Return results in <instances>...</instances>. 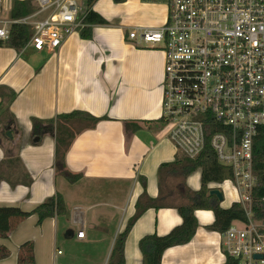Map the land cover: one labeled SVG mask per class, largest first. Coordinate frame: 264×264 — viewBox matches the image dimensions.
<instances>
[{
    "label": "crops",
    "instance_id": "obj_1",
    "mask_svg": "<svg viewBox=\"0 0 264 264\" xmlns=\"http://www.w3.org/2000/svg\"><path fill=\"white\" fill-rule=\"evenodd\" d=\"M14 1L24 0H0L1 18L11 19ZM167 2L97 0L91 9L106 24L72 34L54 52L32 48L17 52L0 42V94H15L0 111V207L29 212L57 194L66 207V215L39 226L40 242L25 234L26 223H37L35 215L17 225L8 239L0 238V247L9 251L0 264H17L18 249L28 241L34 245V264H108L117 236L136 212L139 196L145 190L150 199L158 197V167L181 157L160 121L164 55L139 47L128 33L164 24ZM85 30L90 31L87 39L81 36ZM74 111L107 120L81 133L71 145L67 169L82 177L70 184L55 173L53 129L45 126L34 142L31 121L55 120ZM126 122H137L142 129L131 134ZM200 185L201 170L196 169L186 177L185 186L196 192ZM208 189L220 192L224 209L237 203L227 181L209 184ZM194 215L198 227L193 238L167 249L161 264H226L220 234L208 230L214 221L212 212ZM68 217L70 221H64ZM181 223L174 208L145 210L125 239L124 264H141V238L165 236ZM66 226L77 229L76 242L93 250L84 254L83 261L61 262L55 253L61 238L68 239ZM80 232L84 236L78 239Z\"/></svg>",
    "mask_w": 264,
    "mask_h": 264
},
{
    "label": "built area",
    "instance_id": "obj_2",
    "mask_svg": "<svg viewBox=\"0 0 264 264\" xmlns=\"http://www.w3.org/2000/svg\"><path fill=\"white\" fill-rule=\"evenodd\" d=\"M33 1L25 17H0V42L12 25H25L23 49L54 52L91 26L86 0ZM167 7L164 24L134 28L128 39L164 55L160 121L176 153L195 160L208 145L232 171L227 182L246 220L220 234L226 259L264 264V218L255 217L252 196L254 146L264 130V0H168Z\"/></svg>",
    "mask_w": 264,
    "mask_h": 264
},
{
    "label": "trees",
    "instance_id": "obj_3",
    "mask_svg": "<svg viewBox=\"0 0 264 264\" xmlns=\"http://www.w3.org/2000/svg\"><path fill=\"white\" fill-rule=\"evenodd\" d=\"M97 0H86L90 8L87 16V23L90 25H103L106 22L94 11L91 6ZM115 3H122L124 0H113ZM145 2H164L165 0H142ZM33 0L14 1L9 17L18 19L25 17L35 11ZM31 36V28L25 25H12L9 39L6 45L17 52H20ZM83 38L90 37V31L81 33ZM15 94L7 92L0 94V111H3L5 104L13 100ZM7 112V109H5ZM106 117H93L85 112L74 111L69 114L60 115L55 120L40 121L32 119L33 137H41L45 126L54 131L55 140V160L54 169L56 176L63 177L70 184L76 183L82 177L81 174L71 173L66 166V154L74 140L83 132L94 129L96 125ZM126 128L131 134L141 130L142 127L137 122H126ZM257 138L253 153V173L258 180L257 187L253 190V210L256 218H264V130ZM196 169L201 170L200 189L192 192L185 186V179ZM158 197L150 199L145 190L139 196L135 208L134 216L128 221L124 231L120 233L112 248L108 264H124V244L125 239L136 220L142 213L149 209L174 208L182 219L181 225L174 228L165 236L155 234L144 236L138 242V249L141 254V264H161L163 253L172 247L182 246L190 242L195 235L198 223L195 218L196 211H210L214 221L208 230L219 234L226 231L234 221L244 222L245 214L238 203H233L229 208L224 209L215 196H209V184H221L232 179L230 168L219 165L215 155L207 145L203 153L195 160H190L181 156L172 163H164L158 167ZM27 182V185H29ZM143 188L144 180L141 179ZM181 189V190H180ZM35 215L37 226L44 220L55 216L66 215V207L62 197L57 194L46 202L40 204L32 211L25 212L15 207H0V238L8 239L17 225ZM9 257L6 247H0V260ZM226 264H235L233 260L227 258ZM17 264H34V245L28 241L20 245L18 249Z\"/></svg>",
    "mask_w": 264,
    "mask_h": 264
},
{
    "label": "rangeland",
    "instance_id": "obj_4",
    "mask_svg": "<svg viewBox=\"0 0 264 264\" xmlns=\"http://www.w3.org/2000/svg\"><path fill=\"white\" fill-rule=\"evenodd\" d=\"M178 155H180V154H178ZM233 189H234V187H233ZM27 220L28 219H25V220H23V222L27 221ZM64 221H70L69 217L65 218ZM20 223H22V221ZM16 228H15V230H16ZM25 229H26L25 234L27 237H30L31 239L34 238L38 242H40L42 240L41 234L39 232V226H37L36 223H34V224H32L30 222L26 223ZM66 231L70 232V234L67 233L68 239L66 238V240H64V238H61V240L57 243V245L55 246V249H54L55 253L60 252L57 254L60 255V256H58V259L61 262L69 261L72 263L74 261L82 260L81 258H84V254L88 255V254H90V252L93 251L90 246L85 248L80 243L75 241L74 238H75L76 233H77V229L75 227L71 228L70 226H66ZM220 242H221V240H220Z\"/></svg>",
    "mask_w": 264,
    "mask_h": 264
},
{
    "label": "water",
    "instance_id": "obj_5",
    "mask_svg": "<svg viewBox=\"0 0 264 264\" xmlns=\"http://www.w3.org/2000/svg\"><path fill=\"white\" fill-rule=\"evenodd\" d=\"M37 141H38V138H35L34 142H37ZM209 196H215L219 202L222 201V195L220 194V192L218 190H211L209 192ZM255 258H260V257L256 256Z\"/></svg>",
    "mask_w": 264,
    "mask_h": 264
}]
</instances>
